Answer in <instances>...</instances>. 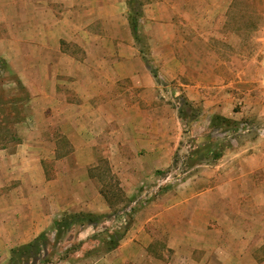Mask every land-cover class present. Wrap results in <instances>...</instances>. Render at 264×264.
Instances as JSON below:
<instances>
[{"label":"crops","instance_id":"0c3cea01","mask_svg":"<svg viewBox=\"0 0 264 264\" xmlns=\"http://www.w3.org/2000/svg\"><path fill=\"white\" fill-rule=\"evenodd\" d=\"M57 1L65 7L73 2L76 14L49 21L37 15V31L0 40L11 68L36 76L30 86L36 116L49 121L42 131H52L49 141L25 140L14 151H0V231L20 232L21 241L33 234L15 244L19 247L65 211L108 214L111 208L96 175L103 158L128 189L153 169L170 167L182 132L175 127L179 119L161 105L160 88L178 84L185 98L201 108L193 123L198 144L205 142L215 116L259 121V134L248 130L241 143L222 147L221 159L189 179V187L172 202L140 211L138 228L101 260L161 264V253L153 252L160 241L165 242L163 254L171 253L167 264L249 260L226 256L218 261L211 256L217 241L210 234L223 201L242 200L241 209L250 199L264 201V18L255 30L239 32L233 26L235 0L143 2L153 68L163 80L159 84L130 33L129 20L117 9L121 0ZM104 26L113 33L103 32ZM77 33L79 58L62 48ZM235 104L241 106L237 111ZM58 137L64 138L66 153H60Z\"/></svg>","mask_w":264,"mask_h":264},{"label":"rangeland","instance_id":"374dc122","mask_svg":"<svg viewBox=\"0 0 264 264\" xmlns=\"http://www.w3.org/2000/svg\"><path fill=\"white\" fill-rule=\"evenodd\" d=\"M148 1L141 0L142 3ZM40 3L42 6L39 8ZM72 3L68 2L65 7L57 0H0V40L10 37V34L17 38L19 33L37 31L38 25L34 23V18L37 15L46 21L55 19L57 16H74L76 9L72 7ZM87 3L89 2H84V4ZM121 3L117 9L128 21V0H121ZM92 7L86 8V10L91 11ZM233 16L235 30L239 32L255 30L259 21L264 18V0H235ZM144 19L143 16L140 21L141 34L136 45L139 51L144 54V58L149 59L151 64L145 62L153 70L157 82L161 84L163 80L153 68L152 43L146 35ZM104 28L107 27L104 26ZM89 29L91 33L96 30L93 25H90ZM71 30H74V25ZM104 30L105 33H113L111 26ZM130 33L132 35L131 29ZM75 38L79 39V33L73 40L63 41L62 48L77 55L81 52V46ZM1 47L0 45V151H14V148L25 140L40 142L42 137L45 138L44 141H49L52 131L50 133L49 129L46 130L47 132L41 130L43 124L48 126L49 121L37 119V105L34 103L33 90L30 88V86H34V80H37L36 76L33 72L13 70L2 57ZM77 58H79L78 55ZM177 85H169L166 88V84L163 83L160 88L163 93H159L161 105L168 107L170 113L179 119L180 125L177 124L175 127L182 132V140L173 156L172 165L156 171L153 169L151 173L141 176V179L134 182L132 188L128 189L126 184L119 181L116 174H112L108 160L104 158L100 160L99 166L96 168L98 171L96 175L100 182L99 187L105 195L111 211L95 225H81L82 222L73 224L64 240L56 246L50 247L49 253L52 254L53 259L51 264H115L101 260L110 253H106L104 245V241H107L109 236L114 235L118 238L128 228L124 239L130 230L138 228L140 221L137 220V214L140 211L149 208L152 204L172 202L181 193H184L185 188L190 185L189 179L205 171L207 165L215 164L208 162V156L204 160L203 157L200 158V153L206 151L207 147L210 145L217 149L218 147H231L242 142L243 134L246 131L257 132L260 126L259 121H237L236 130L228 127L219 129L210 127L204 132L206 133L205 142L198 144L197 138L193 137L198 133L193 128L195 121L187 125L186 120L180 117L181 102L179 99L185 98V95ZM193 106L201 109L198 105ZM240 107V104H235L234 108L237 111ZM175 127L171 126V130L175 131ZM257 133L259 134V131ZM59 144L62 146L60 153H66L67 148L63 137L59 138ZM223 203L219 210L221 215L211 222V229L214 231L210 234L212 237L210 239L217 241L216 246L210 249L211 256L218 261H222L221 259L226 256H230V259L231 257L248 258L249 260H244L243 264H257V261H264V201L259 202L256 198L250 199L246 202L247 207L244 209L238 205L242 203V200L229 201V204L223 201ZM16 204L17 201L13 203V205ZM78 213L65 211L56 220L64 215ZM51 228H53V224L43 232H49L53 243L54 235L51 233ZM21 234L17 231L7 233L0 231V264H8L11 250L17 247L15 244L27 241L33 235H29L26 240L21 241L19 239ZM195 240L199 241L198 238ZM163 250H166L165 242L160 241L153 252L156 254L160 252L163 260L161 264H167V261H171V253L166 252V257ZM235 261L226 264H236ZM241 261L242 259H239V262ZM239 262L238 264H242ZM218 264L225 263L219 262Z\"/></svg>","mask_w":264,"mask_h":264},{"label":"trees","instance_id":"16d2710c","mask_svg":"<svg viewBox=\"0 0 264 264\" xmlns=\"http://www.w3.org/2000/svg\"><path fill=\"white\" fill-rule=\"evenodd\" d=\"M129 6V25L133 37L137 42L140 40V21L143 18V3L141 0H128ZM146 58V57H145ZM148 64L149 59H145ZM156 77V75H155ZM180 100V117L186 120L187 125L196 121L201 115V109L195 108L186 98L182 97ZM211 126L213 128H225L236 130L238 123L236 121L226 119L221 116H215L211 120ZM206 151L200 153V158L203 160L208 156V162L210 164L219 161L223 155V151L220 147L213 148L211 145L205 149ZM105 215L97 216L91 213H78L73 215H64L60 219L53 223L51 233L54 235V241L52 243L49 232L41 233L32 242L13 248L10 252V259L8 264H51L53 262L52 254L49 253L50 247L56 246L60 241L64 240L65 235L70 232L73 224L82 222L81 225H95ZM84 222V223H83ZM128 230V228H127ZM117 238L114 235L108 237L107 241H104L106 247V253L112 252L117 249L121 240L123 239L126 231Z\"/></svg>","mask_w":264,"mask_h":264},{"label":"built area","instance_id":"2783aa9c","mask_svg":"<svg viewBox=\"0 0 264 264\" xmlns=\"http://www.w3.org/2000/svg\"><path fill=\"white\" fill-rule=\"evenodd\" d=\"M244 126V125H243Z\"/></svg>","mask_w":264,"mask_h":264}]
</instances>
